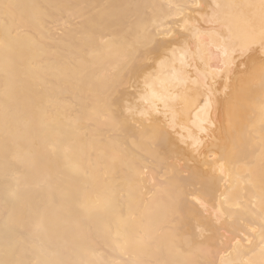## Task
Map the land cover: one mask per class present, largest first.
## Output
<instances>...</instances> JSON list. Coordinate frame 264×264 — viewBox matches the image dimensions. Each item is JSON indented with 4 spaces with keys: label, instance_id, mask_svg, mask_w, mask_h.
I'll use <instances>...</instances> for the list:
<instances>
[{
    "label": "bare ground",
    "instance_id": "6f19581e",
    "mask_svg": "<svg viewBox=\"0 0 264 264\" xmlns=\"http://www.w3.org/2000/svg\"><path fill=\"white\" fill-rule=\"evenodd\" d=\"M0 264H264V0H0Z\"/></svg>",
    "mask_w": 264,
    "mask_h": 264
}]
</instances>
